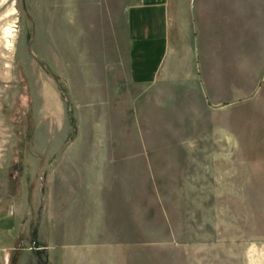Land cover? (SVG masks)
<instances>
[{
    "label": "rangeland",
    "instance_id": "obj_1",
    "mask_svg": "<svg viewBox=\"0 0 264 264\" xmlns=\"http://www.w3.org/2000/svg\"><path fill=\"white\" fill-rule=\"evenodd\" d=\"M132 1L0 0L10 145L38 147V193L53 174L74 177L132 264H264V117L244 101L264 75V0L236 10L229 36L199 25L202 90L187 63L155 85L128 81ZM217 93L232 105L214 107Z\"/></svg>",
    "mask_w": 264,
    "mask_h": 264
},
{
    "label": "crops",
    "instance_id": "obj_2",
    "mask_svg": "<svg viewBox=\"0 0 264 264\" xmlns=\"http://www.w3.org/2000/svg\"><path fill=\"white\" fill-rule=\"evenodd\" d=\"M261 2L133 0L127 10L128 81L134 86L155 85L187 63L196 71L200 89L206 88L197 60L199 27L205 32L204 25L209 20L212 34L218 35L222 24V35L229 36L236 10L261 7ZM215 39L211 50L217 55L214 49L219 48L218 36ZM192 54L196 59L192 60ZM249 90L241 89L243 96ZM235 96L233 86V96L226 98L233 100ZM221 97L224 96L215 94L211 104L232 105L223 103ZM244 101L264 117V75L254 95ZM10 141V130L0 119V264H22L24 253L33 254L38 264L42 260L43 264H132L131 245L105 241L106 223L95 209H85L91 194L76 193L74 177L54 174L47 196L43 188L38 193V147L12 148ZM73 152V146H69L63 156L68 168L75 163ZM31 163L34 168H30ZM85 184H89L88 180L81 182Z\"/></svg>",
    "mask_w": 264,
    "mask_h": 264
},
{
    "label": "bare ground",
    "instance_id": "obj_3",
    "mask_svg": "<svg viewBox=\"0 0 264 264\" xmlns=\"http://www.w3.org/2000/svg\"><path fill=\"white\" fill-rule=\"evenodd\" d=\"M14 30L12 29V27H7L6 28V30H5V37H6V39H11V36H12V32H13ZM7 42H8V46L10 47L11 45V41H9V40H7Z\"/></svg>",
    "mask_w": 264,
    "mask_h": 264
}]
</instances>
